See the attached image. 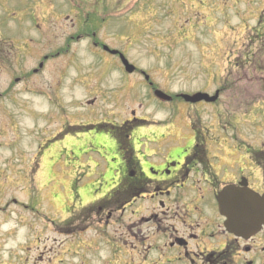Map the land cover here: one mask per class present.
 <instances>
[{
  "label": "rangeland",
  "instance_id": "obj_1",
  "mask_svg": "<svg viewBox=\"0 0 264 264\" xmlns=\"http://www.w3.org/2000/svg\"><path fill=\"white\" fill-rule=\"evenodd\" d=\"M263 4L264 0H0L1 35L10 42L3 50L12 51V62L0 70V264H64L48 261L64 241L61 216L55 212L70 204L61 189L68 184L64 164L82 160L85 151L76 142L64 153L59 148L38 153L45 137L34 135V122L49 117L56 123L52 128L59 127L58 119L78 113L79 103L93 97L87 85H101L98 96L108 92L106 97L118 99V114L136 110L145 98L140 74L127 77L115 68L121 65L118 60L102 51L99 57L93 53L92 31L95 41L122 53L164 93L219 91L217 111L200 110L199 118L209 121L213 116L208 128L230 131L214 133L222 136L221 143L231 130L238 143H250L254 122L255 144L264 151ZM79 32L84 35L80 40L70 39ZM40 62L44 70L33 77ZM97 70L99 79L89 80L86 74ZM79 71L78 81H86L85 87L74 86ZM105 104L100 101L97 106L101 116L106 115ZM143 106L139 114L168 113ZM40 253L44 254L39 257Z\"/></svg>",
  "mask_w": 264,
  "mask_h": 264
},
{
  "label": "flooded vegetation",
  "instance_id": "obj_2",
  "mask_svg": "<svg viewBox=\"0 0 264 264\" xmlns=\"http://www.w3.org/2000/svg\"><path fill=\"white\" fill-rule=\"evenodd\" d=\"M1 23L0 17V70L12 62V51L3 50L10 42L1 35ZM90 45L96 52L102 50L99 43ZM41 64V69L32 70L33 77L44 70ZM100 75L101 70L86 74L94 82ZM79 76L77 72L76 81ZM87 87L95 97L85 106L79 103L78 113L62 116L59 127L52 128L55 122L43 117L32 128L34 135L45 137L37 147L40 154L60 144L64 153L76 142L85 151L82 160L64 164L71 173L63 188L70 204L55 212L61 216L64 241L47 260L64 264H264V226L249 238L235 236L225 228L217 204L225 188L259 196L264 192V151L255 144L254 122L250 143H237L235 130L221 143L222 136L214 133L230 131L212 130L207 122L213 116L202 121L197 115L200 110L217 111L214 104L200 103L197 109L177 97L161 103L150 96L153 86L144 85L139 111L145 103L168 113L118 114L122 109V103L114 102L118 99L97 96L100 85ZM98 101L106 102L103 117ZM26 256L22 257L25 261Z\"/></svg>",
  "mask_w": 264,
  "mask_h": 264
},
{
  "label": "water",
  "instance_id": "obj_3",
  "mask_svg": "<svg viewBox=\"0 0 264 264\" xmlns=\"http://www.w3.org/2000/svg\"><path fill=\"white\" fill-rule=\"evenodd\" d=\"M108 51L107 48H104ZM111 55H116L117 52H110ZM120 60L125 68V72L131 74L134 72V67L120 55ZM155 96L163 101H169L160 92H155ZM186 102L196 103L199 101L214 102L218 98L216 93L212 98L205 94H196L192 97L182 96ZM219 211L226 218L227 230L237 236L250 237L257 233L264 224V193L262 196H257L248 192H234L226 189L220 194L218 199Z\"/></svg>",
  "mask_w": 264,
  "mask_h": 264
}]
</instances>
